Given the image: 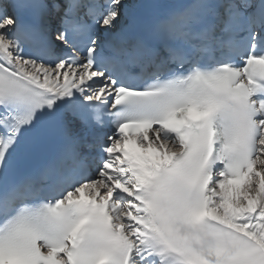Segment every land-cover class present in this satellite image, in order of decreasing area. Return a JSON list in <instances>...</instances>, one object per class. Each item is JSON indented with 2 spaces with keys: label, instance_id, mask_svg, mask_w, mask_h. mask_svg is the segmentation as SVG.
<instances>
[{
  "label": "snow or ice",
  "instance_id": "snow-or-ice-1",
  "mask_svg": "<svg viewBox=\"0 0 264 264\" xmlns=\"http://www.w3.org/2000/svg\"><path fill=\"white\" fill-rule=\"evenodd\" d=\"M0 264H264V0H0Z\"/></svg>",
  "mask_w": 264,
  "mask_h": 264
},
{
  "label": "bare ground",
  "instance_id": "bare-ground-1",
  "mask_svg": "<svg viewBox=\"0 0 264 264\" xmlns=\"http://www.w3.org/2000/svg\"><path fill=\"white\" fill-rule=\"evenodd\" d=\"M130 1V2H129ZM136 0H125V2L129 3V4H135Z\"/></svg>",
  "mask_w": 264,
  "mask_h": 264
},
{
  "label": "clouds",
  "instance_id": "clouds-1",
  "mask_svg": "<svg viewBox=\"0 0 264 264\" xmlns=\"http://www.w3.org/2000/svg\"><path fill=\"white\" fill-rule=\"evenodd\" d=\"M157 222H159V221H157Z\"/></svg>",
  "mask_w": 264,
  "mask_h": 264
}]
</instances>
